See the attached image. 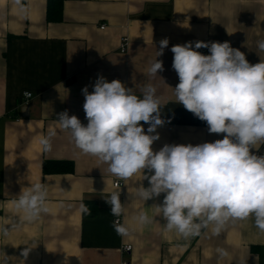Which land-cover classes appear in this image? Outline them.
Wrapping results in <instances>:
<instances>
[{
	"label": "crops",
	"instance_id": "1",
	"mask_svg": "<svg viewBox=\"0 0 264 264\" xmlns=\"http://www.w3.org/2000/svg\"><path fill=\"white\" fill-rule=\"evenodd\" d=\"M50 1L0 0V229L10 230L7 236L0 231V264H20L26 247L31 251L25 264H264V232L254 218L228 223L219 236L209 228L185 239L167 230L155 211L163 194L146 202L137 195L140 184L149 186L141 173L127 180L114 176L106 164L82 153L56 122L66 110L87 125L82 89L91 92L103 76L120 80L137 95L148 83L157 89L165 123L156 130L154 151L165 144L223 139L208 126H192L190 112L176 102L172 88L179 78L171 47L227 41L251 64L259 63L264 0H56L61 12L49 20ZM124 38L129 46L122 53ZM164 38L169 45L157 57ZM156 57L164 71L151 77L147 70ZM26 91L33 96L28 105L22 104ZM148 127L144 124L145 131ZM50 130L56 135L51 150L44 151L38 141ZM256 147L253 152L264 155V145ZM46 160L71 161L74 171L45 174ZM36 182L47 188L48 212L27 221L14 198ZM115 182L123 186L115 188ZM118 190L129 229L123 237L112 227L115 217L106 202ZM86 201L97 204L94 217L80 211ZM141 211L152 217L150 224L138 223ZM126 245L132 251L123 254ZM217 249L228 255L221 257Z\"/></svg>",
	"mask_w": 264,
	"mask_h": 264
},
{
	"label": "clouds",
	"instance_id": "2",
	"mask_svg": "<svg viewBox=\"0 0 264 264\" xmlns=\"http://www.w3.org/2000/svg\"><path fill=\"white\" fill-rule=\"evenodd\" d=\"M168 45V38L159 42L157 57ZM257 47L264 51V40L257 41ZM201 48L210 54L196 50ZM171 52L172 68L179 78L172 88L176 102L206 122L210 134H224L223 139L196 145L165 144L154 151L152 145L160 138L156 130L165 123L161 118L165 104L157 89L148 83L137 95L120 80L108 82L103 76L91 92L87 86L82 89L87 125L65 110L56 120L59 129L70 132L75 146L106 164L114 176L127 180L141 173L149 186L140 184L137 195L146 202L163 194L155 211L166 221L167 230L188 239L210 228L212 235L219 236L228 223L252 217L264 232V155L253 152L257 144L264 145V60L251 64L227 41H196L194 47L192 42L176 44ZM157 57L147 70L151 77L164 71ZM23 95L30 98L32 93ZM144 124L149 125L146 131ZM55 135L50 130L39 138L42 150H51ZM120 195V190L113 191L106 202L117 218L112 227L123 237L129 229L119 221L124 213ZM47 197L46 186L33 183L14 198L15 208L25 220L34 221L48 212ZM80 211L91 215L84 203ZM136 220L143 226L152 217L141 211ZM0 231L7 236L10 230ZM30 251L26 247L21 252L20 264H25ZM217 252L221 257L228 255L224 249Z\"/></svg>",
	"mask_w": 264,
	"mask_h": 264
},
{
	"label": "trees",
	"instance_id": "3",
	"mask_svg": "<svg viewBox=\"0 0 264 264\" xmlns=\"http://www.w3.org/2000/svg\"><path fill=\"white\" fill-rule=\"evenodd\" d=\"M61 12L60 2L56 0H51L48 6V19L55 20L58 19ZM199 51L205 55L209 54L207 48H201ZM190 122L192 126L195 127H205L207 126L206 122L199 120L190 112ZM74 171V164L71 161H44L43 162V172L45 174H57V173H72ZM90 210L91 215L83 214L84 217H94L97 214V204L95 202H84Z\"/></svg>",
	"mask_w": 264,
	"mask_h": 264
},
{
	"label": "built area",
	"instance_id": "4",
	"mask_svg": "<svg viewBox=\"0 0 264 264\" xmlns=\"http://www.w3.org/2000/svg\"><path fill=\"white\" fill-rule=\"evenodd\" d=\"M104 28L105 27L103 26L101 29H104ZM128 46H129V40H128V38H124L123 41H122V44H121V52L125 53L127 51ZM32 97H33L32 95H31L30 98H26L25 96H23L22 104L28 105V102L32 99ZM120 186H123V183H121V182H115L114 183V187L115 188H118ZM116 219L117 218L115 217L114 220H116ZM119 221H120V223L123 224V214L119 217ZM131 251H132V246H130V245H126V246H124L122 248V253L123 254H128ZM123 264H128V263L127 262H123Z\"/></svg>",
	"mask_w": 264,
	"mask_h": 264
}]
</instances>
